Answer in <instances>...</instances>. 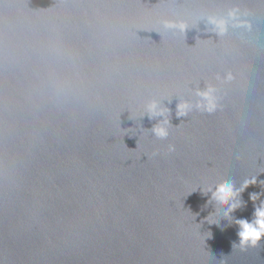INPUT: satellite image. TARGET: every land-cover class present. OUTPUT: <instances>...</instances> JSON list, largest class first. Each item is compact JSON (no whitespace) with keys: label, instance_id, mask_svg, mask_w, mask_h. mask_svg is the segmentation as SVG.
Segmentation results:
<instances>
[{"label":"water","instance_id":"water-1","mask_svg":"<svg viewBox=\"0 0 264 264\" xmlns=\"http://www.w3.org/2000/svg\"><path fill=\"white\" fill-rule=\"evenodd\" d=\"M261 201L264 0H0V264H264Z\"/></svg>","mask_w":264,"mask_h":264},{"label":"clouds","instance_id":"clouds-1","mask_svg":"<svg viewBox=\"0 0 264 264\" xmlns=\"http://www.w3.org/2000/svg\"><path fill=\"white\" fill-rule=\"evenodd\" d=\"M165 27L175 28L179 27L180 31L185 32L187 29V25L181 23L176 25L172 22H165ZM203 95L206 99H209L208 93H199ZM214 105L211 104V100L209 99L208 110L211 111ZM190 108L188 102H179L177 105L176 116L183 117L187 115V112ZM147 114L149 119L157 118L160 119L158 122L152 127V134L160 140H165L169 136V128L170 124V109L162 103V100L153 99L148 102L145 106L144 114ZM143 114V115H144ZM169 152L175 151L174 145L168 146ZM256 178L253 177L250 180H245L243 183V187L236 188L235 184L232 181H224L222 183H217L214 187L209 186L206 190L202 189V191L207 194L211 193L210 203L214 202L217 206H219L223 210V216L228 218L232 216L231 214L241 208L243 205V201L240 196L241 193L249 186L256 184ZM250 199L255 202L259 199L258 193H251ZM208 219V218H207ZM235 223L239 226L238 237H239V245L241 248L246 246H257V244L264 239V201H261L259 206L255 207L253 218L251 221L248 219H236ZM235 243L233 244V246Z\"/></svg>","mask_w":264,"mask_h":264}]
</instances>
